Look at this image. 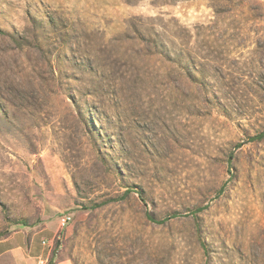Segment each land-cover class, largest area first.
Returning <instances> with one entry per match:
<instances>
[{"label": "rangeland", "instance_id": "1", "mask_svg": "<svg viewBox=\"0 0 264 264\" xmlns=\"http://www.w3.org/2000/svg\"><path fill=\"white\" fill-rule=\"evenodd\" d=\"M262 130L264 0H0V232L70 264H264Z\"/></svg>", "mask_w": 264, "mask_h": 264}, {"label": "crops", "instance_id": "2", "mask_svg": "<svg viewBox=\"0 0 264 264\" xmlns=\"http://www.w3.org/2000/svg\"><path fill=\"white\" fill-rule=\"evenodd\" d=\"M47 234H44V233ZM56 232L41 229L20 228L0 238V264H70L67 260L53 257L48 263H41L39 256H49V247L42 243L53 240Z\"/></svg>", "mask_w": 264, "mask_h": 264}, {"label": "trees", "instance_id": "3", "mask_svg": "<svg viewBox=\"0 0 264 264\" xmlns=\"http://www.w3.org/2000/svg\"><path fill=\"white\" fill-rule=\"evenodd\" d=\"M250 139H252V140H256V139H258V140H262V139H264V130H262V131L258 132L257 134L251 136ZM238 145L241 146L242 144H238ZM233 157H234V154H233V152H232V153L230 154V158L233 159ZM224 189H225V185H222L219 191L222 192ZM129 192H130V190H127V191L125 192V194L128 195ZM138 192H139V191H138ZM139 193H140V197H141V199H142L143 201H145L143 191H140ZM203 209H204V207H197V208L194 210V212L192 211V213L197 214L199 211H201V210H203ZM177 215H180V212H174V213H171V214L167 215L166 217H164V218H162V219H157V218H155L154 216H152L151 214H149L148 217H149L151 220L155 221V222L163 223V222H165L167 219H169V218H173V217H176ZM16 223H20V224H23V225H28V223H27L26 220H20V221H18V222H16ZM7 233H8V232H0V238L3 237V236H5V235H7ZM201 241H202V240H201ZM58 243H59V242L56 241V244H57V245H58ZM202 245L205 247L206 244H205L204 241H202Z\"/></svg>", "mask_w": 264, "mask_h": 264}, {"label": "built area", "instance_id": "4", "mask_svg": "<svg viewBox=\"0 0 264 264\" xmlns=\"http://www.w3.org/2000/svg\"><path fill=\"white\" fill-rule=\"evenodd\" d=\"M71 219H72V216L70 214H63L60 218L61 226H65L67 223L70 222ZM54 239L51 240V239L45 238L42 240V243L49 247L50 255L49 256H39V261L41 263H48V262L52 261L54 256L56 257V253H57L58 249L61 247L60 234L57 235L56 240H54ZM56 241L59 242L58 245L56 244Z\"/></svg>", "mask_w": 264, "mask_h": 264}]
</instances>
